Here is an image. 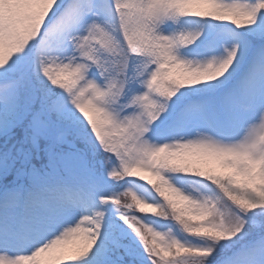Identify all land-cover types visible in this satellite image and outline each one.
Instances as JSON below:
<instances>
[{
	"label": "snow or ice",
	"instance_id": "snow-or-ice-1",
	"mask_svg": "<svg viewBox=\"0 0 264 264\" xmlns=\"http://www.w3.org/2000/svg\"><path fill=\"white\" fill-rule=\"evenodd\" d=\"M0 264H264V0H0Z\"/></svg>",
	"mask_w": 264,
	"mask_h": 264
}]
</instances>
